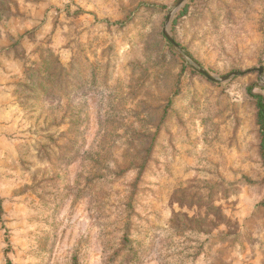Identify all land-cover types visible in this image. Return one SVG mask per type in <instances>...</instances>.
<instances>
[{"label":"rangeland","instance_id":"374dc122","mask_svg":"<svg viewBox=\"0 0 264 264\" xmlns=\"http://www.w3.org/2000/svg\"><path fill=\"white\" fill-rule=\"evenodd\" d=\"M177 1L0 0V264H264V0L168 23L224 83Z\"/></svg>","mask_w":264,"mask_h":264},{"label":"water","instance_id":"95a60500","mask_svg":"<svg viewBox=\"0 0 264 264\" xmlns=\"http://www.w3.org/2000/svg\"><path fill=\"white\" fill-rule=\"evenodd\" d=\"M187 0H178L176 2V4L174 5V7L172 9H170V11L168 12L167 16H166V20H165V24H164V28H163V35L166 38V40L168 41V43L170 45H172L174 48H176L182 55L183 57L190 62V64L196 69V71L203 75L208 81L212 82V83H224L227 80H229L232 77H237L240 75H243L244 73H240V72H232L228 75L216 78L214 76H212L209 72H207L204 68H202L186 51H184V49L182 47H180L178 44H176L174 42V40L172 39V37L168 34L167 32V26L168 23L170 22L173 14L178 11L181 7L184 6L185 2ZM249 72V71H248ZM263 72V69H259L258 70V75L261 76Z\"/></svg>","mask_w":264,"mask_h":264},{"label":"trees","instance_id":"16d2710c","mask_svg":"<svg viewBox=\"0 0 264 264\" xmlns=\"http://www.w3.org/2000/svg\"><path fill=\"white\" fill-rule=\"evenodd\" d=\"M249 95L254 103V108H255L254 119H255V125L258 130V139H259L258 153H259V157L262 161V165L264 168V97L260 94H253L251 90H249ZM262 204L264 205V201ZM124 239H127V238L124 237ZM125 243L130 244V241L124 240V249L129 246V245L125 246ZM129 249L131 248L129 247L128 250Z\"/></svg>","mask_w":264,"mask_h":264}]
</instances>
